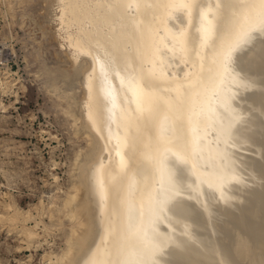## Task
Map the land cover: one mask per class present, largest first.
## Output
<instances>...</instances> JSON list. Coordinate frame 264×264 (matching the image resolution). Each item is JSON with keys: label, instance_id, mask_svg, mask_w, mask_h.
<instances>
[{"label": "bare ground", "instance_id": "1", "mask_svg": "<svg viewBox=\"0 0 264 264\" xmlns=\"http://www.w3.org/2000/svg\"><path fill=\"white\" fill-rule=\"evenodd\" d=\"M50 1L69 55L88 62L74 123L87 148L62 201L72 226L55 264H95L102 247L111 264H264V6L232 0L214 15L207 0L195 8L169 0L165 9L133 0L128 14H144L129 20L106 0H77L71 15L66 0ZM204 11L217 44L228 29L252 30L227 70L186 83L202 61L207 72L217 60L201 46ZM108 57L122 76L128 68L150 71L155 95L174 105L189 103L192 90L187 154L163 144L174 135L170 119L158 131L161 144L146 131L122 143L136 135L129 127L136 105L126 79L110 73L105 81L96 71L97 59ZM19 233L37 237L25 227Z\"/></svg>", "mask_w": 264, "mask_h": 264}, {"label": "rangeland", "instance_id": "2", "mask_svg": "<svg viewBox=\"0 0 264 264\" xmlns=\"http://www.w3.org/2000/svg\"><path fill=\"white\" fill-rule=\"evenodd\" d=\"M51 3L0 0V264H55L72 226L62 201L87 148L74 123L88 62L69 55Z\"/></svg>", "mask_w": 264, "mask_h": 264}, {"label": "snow or ice", "instance_id": "3", "mask_svg": "<svg viewBox=\"0 0 264 264\" xmlns=\"http://www.w3.org/2000/svg\"><path fill=\"white\" fill-rule=\"evenodd\" d=\"M106 2L124 19H140L144 14L142 8L136 17H132L128 14L127 8L133 3V0H106ZM138 2L143 5L145 0H138ZM151 2L158 8L165 9L169 0H151ZM231 2L232 0H207L208 5L214 8V15H219L221 8H227ZM252 2H255V0H252ZM76 3L77 0H66L69 15L72 14V7ZM199 3L200 0H192V7L195 8ZM259 3L264 6V0H259ZM202 16L206 28L202 31L201 46L211 51L217 57V60L210 66L207 72H205V65L202 61L194 68V76L190 81H186V83H193L201 80V78H203L205 82H210L215 75L219 74L221 68L227 70L232 53L241 45L249 42L250 32L252 30L250 26H244L239 31L235 28L228 29L224 35L219 38V44H217L216 40L213 39L215 35V26L208 19V12H202ZM261 22H264V19H262ZM262 59H264V53H262ZM96 71L105 81H107L110 73H114L122 81L126 79L134 96L136 119L134 122L130 123L129 127L135 129L136 135H134L131 140L128 136H125L122 141L123 144L128 145L129 143H134L137 137L142 135L145 131L150 134L154 146L161 144L158 131L164 127V121L170 119L174 129V135L170 140L163 141V144H172L187 154L189 150L187 116L189 112H194L196 107V102L192 99V90L186 92L190 101L189 103L174 105L170 101L163 100L155 95L151 87V82L154 79L153 74L143 66L137 69H125L126 75L122 76L112 59L108 57L103 62L97 59ZM241 71H244V69L241 68ZM240 83L243 86L244 81ZM143 194L142 189L137 196L138 201L142 198ZM157 251H159V249H157ZM103 252L104 249L102 247L97 255L95 264H111L110 261H105L102 258Z\"/></svg>", "mask_w": 264, "mask_h": 264}, {"label": "built area", "instance_id": "4", "mask_svg": "<svg viewBox=\"0 0 264 264\" xmlns=\"http://www.w3.org/2000/svg\"><path fill=\"white\" fill-rule=\"evenodd\" d=\"M6 55H7V48L5 47V45H1L0 46V66L1 65L5 66L7 64V63L5 64V61L7 60ZM2 58H3V60H2Z\"/></svg>", "mask_w": 264, "mask_h": 264}]
</instances>
